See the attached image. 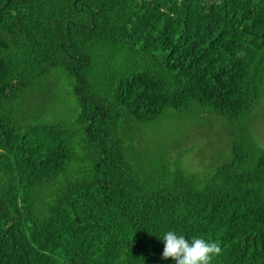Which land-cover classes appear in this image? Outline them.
<instances>
[{"label":"trees","instance_id":"trees-1","mask_svg":"<svg viewBox=\"0 0 264 264\" xmlns=\"http://www.w3.org/2000/svg\"><path fill=\"white\" fill-rule=\"evenodd\" d=\"M263 117L264 0H0V264H264Z\"/></svg>","mask_w":264,"mask_h":264},{"label":"clouds","instance_id":"clouds-1","mask_svg":"<svg viewBox=\"0 0 264 264\" xmlns=\"http://www.w3.org/2000/svg\"><path fill=\"white\" fill-rule=\"evenodd\" d=\"M164 242L161 258L171 259L174 264H211L212 258L221 253L219 242H207L200 237L190 241L183 235L168 231L162 238Z\"/></svg>","mask_w":264,"mask_h":264},{"label":"rangeland","instance_id":"rangeland-1","mask_svg":"<svg viewBox=\"0 0 264 264\" xmlns=\"http://www.w3.org/2000/svg\"><path fill=\"white\" fill-rule=\"evenodd\" d=\"M262 119H263L262 126L264 128V117ZM157 130L160 131V127ZM262 138H264V129L262 130ZM207 141H208V139H206L205 137L202 136V137L196 139L195 141L191 142L190 143L191 146L188 147L190 149V152H187V154L190 153L188 155L192 159V161L189 163L191 164V167L196 170V172L203 173V172L207 171V168L202 166V164H201L202 158H201V154H200L201 152L204 151L205 146H207L206 145ZM186 156L187 155H185V158H187ZM207 156H209V155H207ZM190 158H189V160H190ZM203 159H204V157H203ZM185 163H186V161H185Z\"/></svg>","mask_w":264,"mask_h":264}]
</instances>
